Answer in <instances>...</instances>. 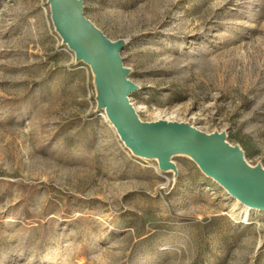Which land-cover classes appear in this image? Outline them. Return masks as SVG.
<instances>
[{
  "label": "rangeland",
  "instance_id": "1",
  "mask_svg": "<svg viewBox=\"0 0 264 264\" xmlns=\"http://www.w3.org/2000/svg\"><path fill=\"white\" fill-rule=\"evenodd\" d=\"M141 120L226 133L264 167V0H82ZM134 155L46 0H0V264H264V211L187 155Z\"/></svg>",
  "mask_w": 264,
  "mask_h": 264
},
{
  "label": "water",
  "instance_id": "2",
  "mask_svg": "<svg viewBox=\"0 0 264 264\" xmlns=\"http://www.w3.org/2000/svg\"><path fill=\"white\" fill-rule=\"evenodd\" d=\"M55 30L76 61L90 67L97 108L103 109L124 145L136 156L156 159L160 170L177 172L175 155L189 156L208 177L251 209L264 211V167L249 164L226 133L205 132L183 122L141 120L130 101L138 85L129 78L120 51L125 40L112 41L86 18L82 0H46Z\"/></svg>",
  "mask_w": 264,
  "mask_h": 264
},
{
  "label": "bare ground",
  "instance_id": "3",
  "mask_svg": "<svg viewBox=\"0 0 264 264\" xmlns=\"http://www.w3.org/2000/svg\"><path fill=\"white\" fill-rule=\"evenodd\" d=\"M257 210V209H256Z\"/></svg>",
  "mask_w": 264,
  "mask_h": 264
}]
</instances>
